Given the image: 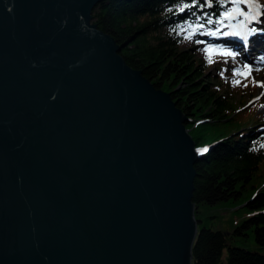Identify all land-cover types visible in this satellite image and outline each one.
<instances>
[{
	"label": "water",
	"instance_id": "obj_1",
	"mask_svg": "<svg viewBox=\"0 0 264 264\" xmlns=\"http://www.w3.org/2000/svg\"><path fill=\"white\" fill-rule=\"evenodd\" d=\"M102 1L0 0V264H192L203 148Z\"/></svg>",
	"mask_w": 264,
	"mask_h": 264
},
{
	"label": "trees",
	"instance_id": "obj_2",
	"mask_svg": "<svg viewBox=\"0 0 264 264\" xmlns=\"http://www.w3.org/2000/svg\"><path fill=\"white\" fill-rule=\"evenodd\" d=\"M260 1L264 9V0ZM230 2L103 0L92 11L91 22L123 46L119 53L126 64L141 71L156 88L171 93L172 101L189 119L186 129L196 146L216 143L194 165L197 176L193 205L198 232L192 247V264H264V188L257 182L264 175V132L256 119L259 113L242 123L236 122V100L226 95L230 90L215 94L202 84L200 67L194 63L197 53L186 46L212 39L208 31L218 28ZM224 61L215 59V63ZM176 85L187 87V102L182 101ZM192 113H196L197 120L206 119L193 126L189 118ZM227 115L233 121L224 125L229 122L224 121ZM250 193L256 194L249 198ZM233 201L246 202L244 207L254 214L231 232L203 225L205 219L214 216L204 217L206 210ZM238 235L253 237L256 248L234 244L239 239L233 236Z\"/></svg>",
	"mask_w": 264,
	"mask_h": 264
},
{
	"label": "rangeland",
	"instance_id": "obj_3",
	"mask_svg": "<svg viewBox=\"0 0 264 264\" xmlns=\"http://www.w3.org/2000/svg\"><path fill=\"white\" fill-rule=\"evenodd\" d=\"M238 4H234L233 1L228 8V11H231L233 8H238ZM240 10V9H239ZM227 11V12H228ZM241 13V10L239 14ZM234 14V13H233ZM240 17L230 18V19H221L222 23H218L219 27H228L229 25H237L239 27L242 26V22ZM215 32V30H212ZM212 45L217 47L218 49H224L225 51H230L233 53L231 49H226L224 47H220L215 43L202 42L198 44L197 41L193 42V44H187V47L191 48V51H195L197 55L195 56L196 61L194 62L199 65V75L202 80V84L208 85L207 88L213 91L215 94L222 93L224 89L228 88L230 90L227 93V97H233L236 100V108L233 109L235 116V121L238 123H242L246 121L249 116H253L255 113H259L256 116V119L260 120V124L262 125V132H264V87H262V83H264V74H262L261 70H264V66L259 67L261 65L255 66L252 64H244L241 59L234 53L233 56H226V61L215 63V59L219 58V52L212 54L209 56L205 49L208 45ZM188 55V54H187ZM256 54H254L255 56ZM211 60V62H209ZM247 66V67H245ZM237 72L245 73L246 75H237ZM178 74V73H177ZM174 82V81H173ZM172 82H170L171 84ZM172 85V84H171ZM177 89L180 90V94L182 97V101H186L189 97V91H187V87L176 85ZM206 89V93L207 90ZM167 92V91H166ZM193 98H191L192 100ZM188 101L189 105L192 101ZM237 111V112H235ZM199 113V112H196ZM196 113H192L189 118L190 124L198 125L202 123L206 118L198 119L195 117ZM231 119V115H227V120L229 121L224 125H229L233 120ZM242 130V129H241ZM189 132V131H188ZM205 145V144H202ZM202 145H197L202 146ZM258 184L264 188V175L258 177ZM252 194V195H251ZM256 193H250L249 198H253ZM251 196V197H250ZM246 202L242 203L241 201H233L232 203H224L222 205H217V207L212 208V210H206L204 212V217L208 214L214 215L208 219H205L203 222L204 226L212 227L213 229H221L225 232H231L232 229L235 228L238 224H240L243 220H245L248 216L253 215V212H249L247 207H244ZM236 239L234 244L236 245H247L249 248H256V243L253 237H245V236H233ZM226 249L224 250L225 255Z\"/></svg>",
	"mask_w": 264,
	"mask_h": 264
},
{
	"label": "snow or ice",
	"instance_id": "obj_4",
	"mask_svg": "<svg viewBox=\"0 0 264 264\" xmlns=\"http://www.w3.org/2000/svg\"><path fill=\"white\" fill-rule=\"evenodd\" d=\"M240 2H241V0H233V3H234V4H238V3H240ZM248 3H249V4L251 5V7L254 8V9H258L259 7H261V5L257 4V3L255 2V0H248ZM185 7H187V5H185ZM181 10L183 11V8H182ZM234 12H240L239 8H233L231 11H228V12L224 13V19H230V18L232 17V15H233ZM240 14L243 15L244 13H240ZM257 15H258V13H257ZM251 19L255 20V19H256V16L253 15V16L251 17ZM211 22H212L211 20L208 21V23H211ZM218 23H222V21H219ZM198 27H202V25H199ZM194 31H195V29H193V32H194ZM219 31H220L219 28H217L216 32H214L213 35H215V34L218 33ZM251 31H252V32H255V29H252ZM233 34H235V33H233ZM223 35H224V36H227V35H229V33L224 32ZM185 38L188 39V38H190V37H185ZM197 43H201V42H200V41H197ZM205 52H206L209 56H211L212 54L217 53V52H219V54H221V55H226V56H233V55H234V53H232V52H230V51H223V50L218 49L217 47H214V46H212V45H209L208 48L205 49ZM209 62H211V60H210ZM245 67H247V66H245ZM236 74H237V75H246L245 73H242V72H237ZM261 86L264 87V84H262ZM262 147H264V145H262ZM198 151H202V152H203V151H207V149L205 148V149H203V150H198Z\"/></svg>",
	"mask_w": 264,
	"mask_h": 264
},
{
	"label": "bare ground",
	"instance_id": "obj_5",
	"mask_svg": "<svg viewBox=\"0 0 264 264\" xmlns=\"http://www.w3.org/2000/svg\"><path fill=\"white\" fill-rule=\"evenodd\" d=\"M244 23L245 22H242V25H244ZM208 46L206 48H208ZM226 49H231L233 51V53H235L241 59L242 63H244V64H250V63H252L255 66H258V65H261L259 67L264 66V63H261L260 61H255V60L254 61H251V62L247 61L246 58L251 59L252 57L245 50L241 49L240 47H238V48L233 47V49L232 48H226ZM221 50L225 51L224 49H221ZM219 57L220 58L227 59V57H225L224 55H221V54L219 55ZM259 72H261L262 74H264V70H261ZM262 84H264V83H262Z\"/></svg>",
	"mask_w": 264,
	"mask_h": 264
}]
</instances>
